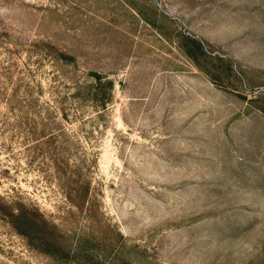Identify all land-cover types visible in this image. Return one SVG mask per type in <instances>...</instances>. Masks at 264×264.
Listing matches in <instances>:
<instances>
[{
    "label": "rangeland",
    "instance_id": "374dc122",
    "mask_svg": "<svg viewBox=\"0 0 264 264\" xmlns=\"http://www.w3.org/2000/svg\"><path fill=\"white\" fill-rule=\"evenodd\" d=\"M0 264H264V0H0Z\"/></svg>",
    "mask_w": 264,
    "mask_h": 264
},
{
    "label": "trees",
    "instance_id": "16d2710c",
    "mask_svg": "<svg viewBox=\"0 0 264 264\" xmlns=\"http://www.w3.org/2000/svg\"><path fill=\"white\" fill-rule=\"evenodd\" d=\"M89 91L91 92L92 90H91V89H89Z\"/></svg>",
    "mask_w": 264,
    "mask_h": 264
}]
</instances>
